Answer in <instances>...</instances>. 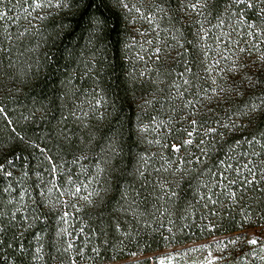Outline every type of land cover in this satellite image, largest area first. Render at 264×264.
Returning <instances> with one entry per match:
<instances>
[{
  "label": "snow or ice",
  "instance_id": "6c2138e0",
  "mask_svg": "<svg viewBox=\"0 0 264 264\" xmlns=\"http://www.w3.org/2000/svg\"><path fill=\"white\" fill-rule=\"evenodd\" d=\"M101 2L106 3V0ZM119 3L127 13H135L136 19L149 25L140 32L141 36H153L146 41L148 45H154L149 59L154 58L158 65L157 73L164 77L160 83L166 86L157 85L155 92L159 94V99L154 96L146 103H156L162 109L171 105V109L167 120L157 121L155 116L151 118L156 125L151 130L158 138L149 143L159 145L161 150L167 149L168 155L165 156L163 151L152 156L139 154L132 180L119 182L112 201L120 210H133L132 220L122 227L115 216L109 219L111 213L108 207L112 201H105L102 195L107 194L109 189L96 187L104 183L102 177L108 172L101 163L110 164V160H101L104 147H100V155L95 158L96 167L88 170L82 162L92 158L82 151L81 140L77 137L79 128L68 127V116L61 115L51 133L57 141V154L48 155L50 149L34 142L29 145L44 156L49 165L46 171L52 176L48 182L50 187L36 184L39 196H51L53 191L58 193L56 205L62 213L59 219L66 225L56 233L60 239L52 245L53 252L49 254V259L53 264L56 261L59 264H81L85 259L84 250L92 237L97 234L107 237L109 228L113 230V239L104 240L113 249L109 260H115L137 236L146 237L148 229L152 233L160 232L165 228V217L169 225L166 230L171 234V225L175 223L171 219L173 212L182 209L186 212L182 203V193L185 191L182 185L187 183L188 187H192L193 180L199 193L198 202H202L204 208L217 204L241 207L243 219L238 227L253 229L250 233H242L243 238L250 246L261 245L256 231H264V223L257 225L249 209H254L260 220L264 221V0H134L131 3L119 0ZM83 4L84 0H75V5L69 4L68 0H0V96L17 83V63L22 60L29 62L31 68L29 54L41 47L36 37L43 35V31L34 21L47 19L53 8L63 10L66 6L70 9ZM9 5H19L23 9V16L10 15L14 7L4 11ZM94 6L99 9L100 4L88 0L81 10L82 17H89L90 27L100 23L98 19H93L95 14H90ZM193 14L198 25V42L195 45L184 38V29L193 24ZM17 21L19 23H14ZM5 23L13 27H5ZM192 49L196 50L195 55ZM48 59L51 60V57L48 56ZM36 74L33 72L29 79ZM86 91L77 89L73 92V99L78 98V93L84 94ZM100 106L101 101L97 99L93 110ZM69 114L74 117V123L81 127L88 126L84 119L89 113L81 109L78 114L77 105H72ZM0 119L7 121V126L21 141L25 139L12 127V120L3 106H0ZM150 127L145 126V130ZM162 130L164 135L161 139ZM109 147L111 158L115 159L118 150L112 145ZM153 156L161 161L159 167L155 166ZM69 157L73 165L80 164L79 173L68 171L65 174L63 171ZM16 158L22 159L20 156ZM7 163L12 165L13 161L9 159ZM0 173L9 181L13 176L4 164H0ZM108 174L111 175V172ZM123 175L127 177L128 174ZM57 179L61 180L59 185ZM12 191L11 182L0 191V264H9L10 254H5V246L12 249L13 243L10 241L22 240L24 234L35 226V221L40 219L31 214L22 219L16 218L22 209L29 210V206L23 204L25 195L30 196L28 189L21 190L15 198L20 207L5 214L2 211V193L11 195ZM80 201L84 202L83 205ZM8 203L12 204L13 199H9ZM86 208L89 210L87 219L96 217V227H89L81 220V226L75 230L69 221L71 218L81 219L78 214ZM216 214L210 209V215ZM139 217H151L152 220L140 221ZM25 221H28L26 225ZM153 223L157 227H153ZM133 224L136 226L130 227ZM86 228L88 231H85ZM249 235L252 238L248 239ZM80 237L83 240L77 244ZM35 238L40 240L39 235ZM240 238L230 239L229 243L236 244ZM163 239L167 240L168 237L163 236ZM117 244L123 245V248L117 249ZM136 247L139 248V243ZM225 248L226 244L219 251L223 252ZM15 250L25 254L22 242L17 243ZM198 250L191 247L183 252L144 256L142 261L137 260L135 264H176L179 257ZM260 250L264 251V245ZM42 251L43 246L40 245L35 249V254L40 256ZM90 252L92 255L88 259L93 256L104 259L99 247L92 246ZM138 254L137 251L130 252L132 257ZM208 256L207 264H218L227 259L225 256L213 257L211 252ZM258 258L264 261V256Z\"/></svg>",
  "mask_w": 264,
  "mask_h": 264
},
{
  "label": "trees",
  "instance_id": "16d2710c",
  "mask_svg": "<svg viewBox=\"0 0 264 264\" xmlns=\"http://www.w3.org/2000/svg\"><path fill=\"white\" fill-rule=\"evenodd\" d=\"M87 2L88 0H84L83 5L73 6L70 9L67 6L63 10L53 8L47 19L34 21V24L43 31V35L36 37V40L41 42V47L29 54L31 68H29V62L22 60L17 63L16 72L19 76L17 83L10 91L0 96V106L8 111L12 127H15L16 132L25 138L21 141L16 133L11 131V127L7 126V121L0 119V164H4L5 168L13 173L10 181L0 173V191L9 182L13 188L11 195L2 193L4 205L2 211L7 214L15 211L16 207H20L15 198L21 190L28 189L30 196L25 195L23 204L28 205L29 210L22 209L17 213L16 218L22 219L29 214L40 218L35 221V226L24 234L22 240L10 241L13 243L12 249L5 246V254H10L9 264H53L49 254L53 252L52 245L58 243L60 239L56 233L62 227H66L59 219L62 213L56 205L58 193L53 191L51 196H39L36 184L40 183L41 187H50L48 182L52 176L46 171L49 165L44 156L37 149L29 146L34 142L50 149L48 155L57 154V141L51 133L61 115L68 116V127L79 128L77 137L81 140L82 151L92 158L82 162L88 170L96 167L95 158L100 155V147H104L105 151L101 160H110V164L101 163V166L106 167L111 175L105 172L102 177L104 183L96 187L99 189L103 186L109 189L107 194L102 193L105 201H112L113 196L117 194L120 181L132 180L139 154L146 153L152 156L163 151L165 156L168 155L167 149L161 150L159 145L149 143L158 138L157 134L151 130L156 127L151 118L155 116L157 121L167 120L171 109V105L162 109L156 103H146L153 100L154 96L159 99V94L155 92L157 85L166 86L160 83L164 77L157 73L158 65L154 58L149 59L150 50L154 45H148L146 41L153 36L140 35V32L147 29L149 25L136 19L135 13H127L119 0H106V3L95 0L100 7L97 9L94 6L90 14H95L93 19H98L100 23L90 27L89 17L81 15L82 7L86 6ZM126 2L131 3L134 0H126ZM68 3L75 5V0H68ZM13 7L14 10L9 13L10 15L23 16V9L19 5H9L3 10L9 11V8ZM191 19L193 24L184 29V38L195 45L198 42L196 36L198 25L195 24L194 14ZM5 27L12 28L13 25L5 23ZM174 34L179 35V33ZM163 37L162 33L161 38ZM168 39L171 42L170 36ZM195 51L192 49L193 55ZM141 56L144 57L143 60L140 59ZM33 72L37 73L36 76L29 79ZM77 89L87 91L84 94L78 93V98L73 99V92ZM97 99L101 101V106L93 110ZM73 104L77 105L78 114L81 109L89 113L84 119L87 127L74 123V117L69 114ZM149 125L151 126L149 130H145V126ZM163 135L162 130L159 138L162 139ZM110 145L118 150L115 159L111 158ZM17 156L22 159H17ZM9 159L13 161L12 165L7 163ZM66 159L68 163L63 169L65 174L68 171L76 173L81 171L80 164L73 165L70 157ZM153 162L156 167L161 164L155 156H153ZM124 173L128 174L127 177L123 175ZM153 175L155 176V173ZM56 183L59 185L61 180L57 179ZM191 183L192 187H188L187 183L182 185L185 189L182 193L184 197L182 203L186 212L183 209L173 212L171 219L175 223L171 225V234L166 230L169 225L165 217V228L160 232L152 233L151 229H148L149 234L146 237L137 236L117 255L115 260H109L108 257L111 256L113 249L104 243L105 239L109 241L113 239V230L109 228L107 237L99 234L92 237L88 248L84 250L85 259L81 261V264H135L137 260L142 261L144 256L151 257L164 252H183L199 243H204L202 247L210 245V248L215 246V248H222L226 244L227 248L224 249L225 257H227L226 264H264V261L249 253L246 239L242 236V233H250L253 229L247 226L238 227L243 219L241 207L231 208L217 204L210 205L206 209L202 206V202H198L196 181L193 180ZM9 199H13L12 204L8 203ZM49 201L52 203L50 204ZM79 203L83 205L84 202ZM210 209L217 214L210 215ZM68 210L72 211L70 208ZM88 211L86 208L79 213L81 218L79 220L70 219L69 223L75 230L81 226V220L89 227H96V217L87 219ZM249 211L257 225L264 223L254 209ZM108 212L111 213L109 219L115 216L122 227L133 217V210L129 209L127 212L120 210L115 201L109 205ZM184 216L186 218H182ZM138 219L152 220L151 217ZM27 223L28 221H25V225ZM135 226V224L130 225V227ZM153 227H157V224L153 223ZM85 231L88 229L86 228ZM36 235L40 236V240L35 238ZM163 236H167L168 239H163ZM238 236L241 238L236 244L229 243L230 239H236ZM82 240L83 237H80L77 244ZM20 242L25 249L23 255L19 250L14 251L17 243ZM137 243L139 248L136 247ZM40 245L43 246V251L40 256H37L35 249ZM92 246L99 247L103 260L94 256L91 259L87 258L92 255L90 252ZM115 247L120 249L123 245L117 244ZM132 251H137L138 256L132 257L130 255ZM179 258L177 262H180ZM55 264H59V261Z\"/></svg>",
  "mask_w": 264,
  "mask_h": 264
},
{
  "label": "rangeland",
  "instance_id": "374dc122",
  "mask_svg": "<svg viewBox=\"0 0 264 264\" xmlns=\"http://www.w3.org/2000/svg\"><path fill=\"white\" fill-rule=\"evenodd\" d=\"M256 234L258 237L261 238V245H256V246H250L248 245L249 248V253L252 254L253 257H260L264 256V251H261V246L264 245V231H256ZM252 238L251 235L248 236V239ZM247 243V240H246ZM202 244L204 243H199L195 244L191 247L198 248L200 250L198 251H193L190 252L189 255L187 256H181L180 262L176 261V264H207V260L209 259L208 253L211 252L213 257H218V256H225L226 254L221 251H219V248H210V247H202ZM218 264H226V259L221 260L218 262Z\"/></svg>",
  "mask_w": 264,
  "mask_h": 264
}]
</instances>
